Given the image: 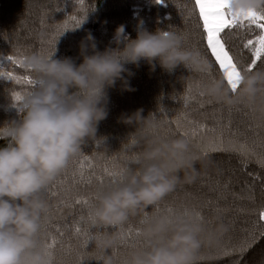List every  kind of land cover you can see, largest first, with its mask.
Listing matches in <instances>:
<instances>
[{"label": "trees", "instance_id": "obj_1", "mask_svg": "<svg viewBox=\"0 0 264 264\" xmlns=\"http://www.w3.org/2000/svg\"><path fill=\"white\" fill-rule=\"evenodd\" d=\"M193 7V0H0V62L39 52L55 54L53 58L72 57L79 64V43L88 31L103 51L117 26L124 24L130 39H135L142 28L178 33L186 48L196 49L207 58L212 77L222 78L206 48L198 9L193 12ZM257 31L253 27L251 31L245 28L226 34L228 47L241 66L251 60L244 41L254 39ZM262 66L264 63H258L254 70ZM128 67L136 72L131 84L137 90H109V115L100 122L96 140H89L81 154L44 191L50 206L45 226L47 243L52 244L53 238L56 241L51 249L53 264H102L92 238L84 232L93 237L96 232L112 229L91 226L89 207L78 201L87 199L94 205L100 191L119 181L105 169L123 174L128 168L138 167L144 142L134 126L118 118L121 113L139 108L144 109L145 117L152 114L162 122L156 135L190 139L204 152L207 163L195 165L194 181L178 184L161 204L123 225L125 231L132 229L133 235L124 238L114 250L115 255L122 258L130 249L143 246L141 235L135 232H141L145 213L148 218L161 210L194 207L211 227L216 226L217 217L226 225L218 244L202 248L195 264H264V219L259 218L264 210V165L260 163L264 158V119L245 106L228 107L205 95L201 97V86L211 80L207 73L188 72L181 66L168 74L158 66L150 75L145 63L138 70ZM15 69L22 81L0 79V128L23 115L24 100L17 101L14 94L24 96L38 87L25 82L27 78L39 80L31 69ZM185 132L189 134L185 136ZM221 140L225 150L205 151L210 141L219 146ZM5 143L0 137V147ZM245 242L250 243L240 251Z\"/></svg>", "mask_w": 264, "mask_h": 264}, {"label": "clouds", "instance_id": "obj_2", "mask_svg": "<svg viewBox=\"0 0 264 264\" xmlns=\"http://www.w3.org/2000/svg\"><path fill=\"white\" fill-rule=\"evenodd\" d=\"M231 11L244 14L264 10V0H231ZM114 44L115 47L111 45ZM77 64L72 57L35 52L26 66L42 81L26 95L23 115L0 128L6 141L0 147V264H53L45 226L50 206L45 189L77 158L98 126L109 115V90L135 92L131 79L145 63L149 74L159 66L168 74L181 66L206 74L211 64L198 50L186 48L181 36L170 30L140 29L135 39L126 26L115 29L110 45L99 50L91 31L79 43ZM201 91L219 104L249 108L264 119V66L244 72L234 92L223 78L208 80ZM144 109L121 113L119 122L134 126L144 142L138 167L97 194L89 223L102 264H195L202 248L218 244L226 225L216 218L211 227L194 207L161 210L144 220L143 246L118 258L114 250L124 237L119 231L130 219L155 208L182 182L196 179L195 165L207 163L204 152L186 137L156 135L162 122ZM181 172L185 173L182 177Z\"/></svg>", "mask_w": 264, "mask_h": 264}, {"label": "snow or ice", "instance_id": "obj_3", "mask_svg": "<svg viewBox=\"0 0 264 264\" xmlns=\"http://www.w3.org/2000/svg\"><path fill=\"white\" fill-rule=\"evenodd\" d=\"M157 2L162 3L163 0H157ZM230 4L231 0H193V12L198 9L197 15L199 20L202 21L200 27L204 34L203 39L206 42V48L210 50V55L214 57L215 63L221 70L222 78L235 92L239 87L242 74L244 72L253 71L258 63H264V10L259 12L250 10L244 14H234L231 11ZM76 23L79 24L80 21H77ZM253 27L258 29V31L254 33L255 38L246 39L243 44V46L249 50L251 60L248 64L241 66L240 62L237 61L231 53L225 37L228 31H239L245 28L251 31ZM9 59L11 60L12 58L9 57ZM19 63L24 66L23 60L19 61ZM207 74L211 80L214 79L211 71ZM5 75H7L8 79H16L17 82H20L19 78L13 76L11 73L0 71V77H4ZM25 82L27 84H36L37 86L42 84L41 80L33 81L31 78H27ZM189 92L191 93V87L189 88ZM199 95L203 97L204 93L199 92ZM14 97L17 101L25 99V96L21 94H14ZM188 134V132L184 133L185 136ZM192 134L195 135L196 131L193 130ZM222 150H225L223 148L222 140L220 141L219 146L215 141H210L205 148L206 152ZM260 163L264 165V158L261 159ZM80 168L82 174L84 168L83 163L80 164ZM105 171L109 176L119 177V180L122 178V172L108 171L107 169H105ZM78 203H83L89 207L88 219H90V212L94 205L87 199L78 201ZM259 218L264 219V210L260 211ZM145 219H147V213H145ZM261 227L264 228V225ZM77 231H80V229ZM121 233L124 238L130 237L133 235V230L129 228L125 231L124 226H121ZM84 234L89 239L93 238L86 230ZM135 235L139 236L140 233L137 231L135 232ZM261 235H264V231L261 232ZM55 243V238H53L52 244L46 242V245L51 250ZM249 243L250 242L242 243L240 245V251H243Z\"/></svg>", "mask_w": 264, "mask_h": 264}, {"label": "rangeland", "instance_id": "obj_4", "mask_svg": "<svg viewBox=\"0 0 264 264\" xmlns=\"http://www.w3.org/2000/svg\"><path fill=\"white\" fill-rule=\"evenodd\" d=\"M26 59L27 58H12L10 60L9 58H5L2 62H0V71H3L4 73H11L13 76L18 77L19 81H22L23 78L19 76L18 73H16L17 70L15 68H24L26 66ZM21 60L24 61V66H22L21 63H19V61ZM0 79L5 81L17 82L16 79H8L7 75H5L4 77H0Z\"/></svg>", "mask_w": 264, "mask_h": 264}]
</instances>
